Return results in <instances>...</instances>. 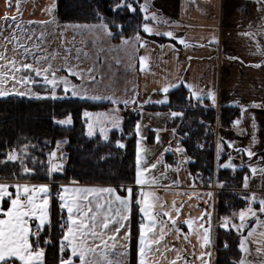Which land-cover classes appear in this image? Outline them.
<instances>
[{"label":"crops","instance_id":"obj_1","mask_svg":"<svg viewBox=\"0 0 264 264\" xmlns=\"http://www.w3.org/2000/svg\"><path fill=\"white\" fill-rule=\"evenodd\" d=\"M53 2L54 0H0V22H13L11 17L16 18L15 22H58L54 11L52 13L46 11ZM146 2L149 5L145 13L149 17L146 22L154 32L171 31L172 37L143 31L139 39H127L128 41L117 44L111 40L105 42V45L94 42L95 39L92 43L81 38L79 40L86 44L88 42L95 48L101 46L102 51H107L103 60L100 57L95 59L98 56L91 55L86 59L83 54L81 63L87 68L94 69L92 64H88L85 60L96 63L108 59L123 62L126 59L128 62L132 58L135 62L134 77H126L120 87L112 89V95L109 96L111 99H107L117 101V103L112 102L111 108L112 113L116 114L113 117L117 119L113 122L107 121L104 126L96 125L92 135L117 128L114 126L116 122L121 126L125 113L123 107L129 106L139 111L138 123L141 129L137 141L140 142L141 164L148 169L144 176L149 181L153 176L157 179V184L146 185L145 190L154 191L160 198L156 209L158 212L167 211L177 221L173 226L167 216L161 214L158 217L166 226L164 238L159 245L160 251L155 253L158 264H171L173 261L175 264H215L216 228L218 223L225 221L217 218V194L222 189L218 182V174L222 170L233 174L247 171L245 176L248 184L252 179H257L261 185L260 191H249L248 187L233 188V190L246 194L248 198L246 206L241 210L252 207L256 213L247 214L243 222L244 227L239 228L240 210L234 221L237 227L233 228L240 232V241L245 240L247 251H243L241 259L250 264H262L264 213L259 212V201L264 199V0H260L259 3L257 0H147ZM56 3L57 0L55 5ZM153 13L156 14V20L151 19ZM5 16L9 19L5 20ZM243 33H251V35H243ZM257 64L260 66H253ZM180 86L188 89L193 99L207 100L217 112L224 106L240 110V116L235 120V122L239 120V124L234 122L226 127L217 120L214 126L216 152L211 186L201 184V179L190 171L189 165L192 159L183 145L182 136L175 128L168 125L170 119L180 116L181 112L173 108L163 110L150 108L153 104L167 105L170 101L169 92ZM164 87H169L167 93L162 91ZM209 93L215 95V103ZM125 100L128 101L127 105L123 103ZM161 100L166 102L158 103ZM254 104L261 107H254ZM109 112V110L102 112V115ZM172 113L179 115L173 116ZM150 132L154 133L153 141L148 138ZM249 150L254 153L251 157L248 155ZM157 160L161 162L152 169L151 165ZM252 169L256 171L253 172ZM0 183L10 186L50 185V182L34 183L19 180L0 181ZM61 185L69 188L115 187L119 194H124L120 187L109 184ZM129 186H134V190L139 191V186ZM9 191L14 192L15 188L10 187ZM50 191L51 219V185ZM60 191H62L61 187ZM160 205H163L162 209ZM176 208L180 209L178 215ZM140 215L139 213V219ZM188 220L192 221L191 229L185 223ZM29 223L33 230V224L37 222ZM132 224L133 209L131 230ZM201 224L209 229L210 242L207 244L203 242L204 230L199 227ZM176 227L180 228L179 232L175 231ZM30 239L32 240V237ZM258 248L260 252H257ZM44 261L46 263L45 248Z\"/></svg>","mask_w":264,"mask_h":264},{"label":"trees","instance_id":"obj_2","mask_svg":"<svg viewBox=\"0 0 264 264\" xmlns=\"http://www.w3.org/2000/svg\"><path fill=\"white\" fill-rule=\"evenodd\" d=\"M147 0H136L137 11H113L117 0H57L54 9L55 18L65 24H96L109 25L115 42L133 38L143 34L145 13L140 12L139 5ZM99 12L100 16L97 15ZM122 26V27H118ZM22 76H30L36 83L33 88L45 94L51 91L43 77H36L34 72H22ZM57 92L60 99L47 96L27 97L9 95L0 97V181H28L46 183L53 181L51 227L45 225L41 231V247L46 249L45 264H59L61 253L60 240L63 231L60 224L66 219V210H60L57 195L63 183H87L134 185L136 174L137 135L135 126L140 120L138 110L123 116L122 125L109 131L89 135V117L84 112L102 113L112 108L109 100L96 101L73 97L71 92L65 94L64 88ZM170 101L167 105H151V109L163 110L173 108L181 112L180 116L170 119L168 125L175 128L182 136L183 145L191 157L190 171L201 179V184L211 186L214 178V158L216 152V136L214 126L219 120L226 127L231 126L240 116V110L224 106L218 112L207 100H195L184 86L169 92ZM69 114L72 123L61 125L58 120L65 119ZM98 114V113H97ZM97 117V116H96ZM105 135L107 139H105ZM153 132L148 138L153 141ZM119 141L124 147L117 144ZM62 146L63 170L47 174L50 153ZM13 154L16 160H9ZM231 154V152H230ZM29 171L26 173L24 169ZM247 171L233 174L222 170L218 174V182L222 189L217 194L218 220L228 217V227L217 224L216 228V259L215 264H239L243 255L240 248V232L232 227L238 212L246 206L247 196L233 188H243ZM259 186H261L259 184ZM235 214V215H234ZM139 225V211L133 208L132 224V255L135 257ZM35 223L33 231H35ZM35 237H32L34 240ZM44 239H50L44 244ZM65 259L70 249L63 254ZM76 262L78 263V258ZM134 264V261H133Z\"/></svg>","mask_w":264,"mask_h":264},{"label":"snow or ice","instance_id":"obj_3","mask_svg":"<svg viewBox=\"0 0 264 264\" xmlns=\"http://www.w3.org/2000/svg\"><path fill=\"white\" fill-rule=\"evenodd\" d=\"M260 0H257L259 3ZM136 0H117L114 4L113 11H129L135 13L137 11ZM11 6V5H9ZM19 7L17 3V8ZM54 2L46 9L49 13H52L55 9ZM149 5H139V10L142 13H147ZM97 15L100 16L99 12ZM9 17L5 16V20ZM15 17H11V20L15 22ZM149 17L144 16V20L147 21ZM151 19L156 20V14L153 13ZM101 23L93 27H99L105 30L107 34L111 35L109 31V25L104 23V18L100 16ZM33 23V22H29ZM40 23H46L41 21ZM122 27V26H118ZM17 28L19 25L17 24ZM143 31L149 34L164 35L172 37L171 31L167 32H154V29L149 26L147 22L143 24ZM243 35H251V33H243ZM139 39V36H137ZM183 43V41H181ZM143 46V45H141ZM23 47V46H22ZM24 53H28V49L24 48ZM5 59L3 54H0V60ZM232 59H236L232 57ZM37 62L39 60L37 59ZM12 66L11 80L14 83H36L30 76H23L20 80L16 79L14 73L16 72H34L36 77H43V82L46 86L50 85L52 89L51 98L60 99L56 96L55 89L59 83L64 86V92H69V81L66 77H60L59 81L56 76V72H51V79H49V68H36L33 64L23 63L20 67H16V61H8ZM259 67L260 65H253ZM71 75H76L71 69H67ZM7 79V74L0 72V83H3ZM94 79V78H93ZM71 95L73 97L80 96L77 91L76 85H71ZM164 93L169 91V87L162 89ZM9 93L3 89H0V96H6ZM17 95H25L23 92L17 93ZM213 103H215V95L209 93ZM39 98V97H38ZM84 99H101V97H85ZM111 99V98H109ZM113 103L117 101L112 100ZM166 100L158 101V103H165ZM125 105L128 101H123ZM254 107H261V105H253ZM92 114L85 111L84 116L90 117ZM173 116L179 115L178 113H172ZM56 123L61 125H67L72 123V116L69 114L65 119L58 120ZM239 124L240 121L235 122ZM115 127L119 128V122H116ZM255 127V124H253ZM141 125L139 123L135 126V133L140 135ZM89 135H92V125L89 124ZM105 139L107 136L105 135ZM159 139V137H157ZM139 140L137 141V159H136V174L134 185L139 186V191L134 190V186L120 185L119 187L123 191V195L119 194L115 187H74L69 188L61 185L62 191L57 195L60 200V210L63 212L66 210L67 216L60 227L63 231L62 238L60 240L59 251L61 253L59 264H158L155 258V253L159 252V245L165 235L166 226L158 219L162 214L167 216L173 226L177 221L172 218L171 214L167 211L158 212L157 204L159 203V197L154 191H146V185L157 184L155 176L149 181L145 178L144 173L148 171L147 168L141 164V156L139 149ZM117 144L120 147H124L119 141ZM168 151V149H166ZM179 151V149H177ZM254 153L248 151L249 157ZM56 152H52L48 158L47 174L52 177L54 173L63 170V166L60 163L54 162L56 158ZM9 160H16L17 157L13 154L8 155ZM161 161L157 160L156 163L151 165L152 169L157 167ZM225 167H231V165H225ZM27 173L29 169L25 168ZM253 172L256 169H252ZM248 182L245 179L244 187L247 188ZM10 187H14L15 191H9ZM210 195V194H209ZM51 197L50 185H20L16 184L10 186L5 183H0V264H45L44 261V248L41 247V231L45 229V225L51 227V219L49 213V201ZM245 199H248L247 197ZM254 200L255 197L253 196ZM259 212L264 213V199L259 201ZM137 207L140 215L138 225V237L137 245L135 248V257H133L131 248L132 242V230H131V213L133 207ZM163 208V205H160ZM177 215L180 212L179 208L175 209ZM256 210L252 207H248L246 210H241L238 214L241 224L239 228L244 227V221L247 214L255 215ZM235 215V214H234ZM225 223L223 227H228V217H225ZM30 221H36L35 231L32 230ZM189 229L192 228V221H185ZM204 230L203 242L209 243V229L205 228L203 224L199 226ZM232 227L237 225L232 224ZM159 229V231H157ZM123 230V232H122ZM176 232L180 231L179 227L175 228ZM122 233V234H121ZM251 235V232L249 233ZM30 237H35L31 240ZM50 239H44V244H49ZM240 248L242 251H247L245 248V240L240 241ZM66 249H70V255L65 259L64 253ZM261 250L258 248L257 252ZM210 255V253L208 254ZM115 257V258H114ZM175 264V261L171 262ZM239 264H250V262L241 259ZM264 264V262H262Z\"/></svg>","mask_w":264,"mask_h":264},{"label":"rangeland","instance_id":"obj_4","mask_svg":"<svg viewBox=\"0 0 264 264\" xmlns=\"http://www.w3.org/2000/svg\"><path fill=\"white\" fill-rule=\"evenodd\" d=\"M29 22L30 21L0 22V54H3L5 57V59L0 60V72L7 74V79L3 83H0V89L9 93L6 96L17 95V93L23 92L25 95L22 96L27 97H51L52 93L51 90L45 94H41L33 88L32 83L12 82V66L8 63V61L13 59L16 61V67H20L23 63L33 64L34 67L41 69L49 68V65H51L49 68V79H51V72H56L58 81L60 77H66L68 79L69 92L72 91L71 85H76L80 96L101 97V99H96V101L107 100L110 98L109 96L112 95V89L114 87H120L126 77H134L133 66L135 62L132 58H130V61L128 62L126 59L123 62L108 59L107 61H98L96 63L85 60L88 64H92L94 69L87 68L82 65L81 57L83 54L86 59H88L89 55H91L98 56L95 57V59L100 57L103 60V58H106L107 51H102V48H100L101 46L95 48L94 45H91L88 42L87 44L86 42H79L80 38L85 41L88 40L91 43L95 39L96 41L94 42L99 44L101 43L103 45L106 44L105 42L110 40L113 41L114 44L120 42L122 43V41H128L127 39H124L115 42L113 40V33L110 29L109 31L111 32V35L107 34V32H105L102 28L93 27L99 25L100 23L65 24L61 22ZM17 24L19 25V28H17ZM86 27L88 28L85 29ZM83 30L85 31L83 32ZM141 35L142 34H139L128 39L132 40ZM88 45L91 47H88ZM24 48L28 49L27 54L24 53ZM125 48L127 49V47ZM89 52H91V54H89ZM37 59L39 62H37ZM62 68L66 69V71H63ZM67 69H71V71L76 73V75H71L69 72L67 73ZM14 74L17 80H20L23 77L22 72H16ZM72 76H75L76 78ZM60 86L64 88L63 84L59 83L58 87L55 89L57 97L61 96L57 92V89ZM80 96L77 97L80 98ZM127 107L129 106L123 107L125 111L123 116L134 110L131 109V107L127 109ZM109 111L110 112L104 116L99 112H97L98 114L91 113L92 115L89 119L91 120L90 124L92 125V131L96 125L104 126L107 121L113 122V120L115 121L117 119L113 117L115 114L112 113L113 110L110 109ZM60 149L64 148L59 146L56 149L55 152L57 155L55 159H57L58 151ZM60 164L63 166V160ZM52 184L53 181H50V185Z\"/></svg>","mask_w":264,"mask_h":264},{"label":"built area","instance_id":"obj_5","mask_svg":"<svg viewBox=\"0 0 264 264\" xmlns=\"http://www.w3.org/2000/svg\"><path fill=\"white\" fill-rule=\"evenodd\" d=\"M129 107H127L128 109ZM64 149H60L58 151V157L54 160L56 163H60L62 161V155H63ZM248 190L249 191H260L259 181L257 179H252L248 184ZM225 221L220 222L219 225H223Z\"/></svg>","mask_w":264,"mask_h":264},{"label":"water","instance_id":"obj_6","mask_svg":"<svg viewBox=\"0 0 264 264\" xmlns=\"http://www.w3.org/2000/svg\"><path fill=\"white\" fill-rule=\"evenodd\" d=\"M62 173V171H60Z\"/></svg>","mask_w":264,"mask_h":264}]
</instances>
